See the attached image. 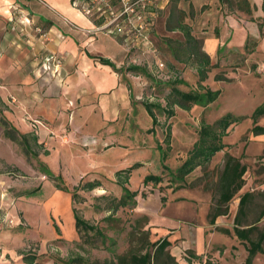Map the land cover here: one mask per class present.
I'll use <instances>...</instances> for the list:
<instances>
[{"label":"crops","instance_id":"0c3cea01","mask_svg":"<svg viewBox=\"0 0 264 264\" xmlns=\"http://www.w3.org/2000/svg\"><path fill=\"white\" fill-rule=\"evenodd\" d=\"M158 1L162 8L152 38L166 47V60L160 54L125 45L100 28L101 19L84 15L72 0H0V264H56L53 259L44 261V242L59 238L55 226L59 224L54 220L58 217L71 213L74 228L75 202L73 194L60 190L56 181L42 178L47 172L58 176L62 166L71 167L72 140L87 135L90 124L104 132L102 146L116 142L132 145L139 130L123 134L121 123L138 122V91L143 87L154 90L164 86L166 97L143 101L167 107L169 81L181 79L180 89L202 91L221 90L213 83L231 80L225 75L231 70L241 74L240 82L246 74L255 80L256 75L264 77V0ZM51 53L63 58L61 73L41 77L44 58ZM161 60L166 63L163 71L180 73V77H160ZM134 67L147 72L143 75ZM198 107L194 104L190 110ZM145 111L151 120L146 132L154 138L157 130L149 131L153 118L146 107ZM35 120L44 125H35ZM69 138L71 141H66ZM256 143L260 147L252 154L249 148ZM245 146V159H256L264 152V134L251 131ZM64 151L68 153L61 158ZM220 152L230 153L228 149ZM135 163L143 165L140 159ZM101 164L106 163L90 162L88 168L97 169ZM94 179L88 185L99 183L100 178ZM245 193L244 185L229 202L228 212L218 215L214 223L209 214L219 195L215 202L212 195H201L196 210L205 217L202 223L191 221L190 237L156 219L151 225L172 244L182 240L176 247L191 251L188 264H245L247 241L235 232L236 226L246 229L252 222L246 223V204L240 209ZM175 200L189 202L184 194ZM263 221L264 216L253 239L263 232ZM176 234L179 238L170 237ZM224 237L232 240L225 243Z\"/></svg>","mask_w":264,"mask_h":264},{"label":"rangeland","instance_id":"374dc122","mask_svg":"<svg viewBox=\"0 0 264 264\" xmlns=\"http://www.w3.org/2000/svg\"><path fill=\"white\" fill-rule=\"evenodd\" d=\"M157 42L155 44L158 46L160 55L166 60V47L161 45V41ZM225 75L231 80L214 81L213 83L216 89L222 90V94L211 103V107L200 105L201 107L197 110L188 111L177 107L174 109L175 114L171 116L165 115L163 110L156 109L160 124L156 127L157 135L154 138L152 134L146 132V128L151 126V120L147 116L143 100H151L152 97L161 99L166 97L164 86L154 90L144 87L140 89L138 91V95L141 96L138 122L126 120L121 123L123 134L129 133L131 129L134 132L138 128L139 136L134 139L133 146L117 142L102 146L101 133L104 132H100L98 126L94 124L88 127L87 135L72 140V152L69 151L72 165L69 169L62 166L57 172L61 178L54 181L58 186L67 188L65 191L71 194L77 188L80 195L78 200L74 201L75 206L85 219L101 228L108 239L104 241L94 232L79 233L75 222L72 229L71 213H67L63 218L54 219L59 224L60 232L56 230L60 234L58 239L48 241L46 244L44 242V247L47 248V252L44 249L43 253L44 261L53 259L56 264H64L62 260L82 256L86 260L103 264L106 259L112 258L115 254L126 253L130 249L144 252L149 248L154 251L149 241L155 242L163 237V234L156 232L155 226L151 225L153 219L175 226L181 229L179 231L182 236L190 237L188 230L192 220L202 223L205 217L202 212L196 210L197 204L202 202L200 196L212 195V202H215L214 199L219 195L218 180L224 167L225 157L223 156L225 154L218 151L207 166H198L187 175L185 186L187 189L183 187L173 189L176 181L172 174L164 169L163 162L159 160L157 144L162 143L163 151L167 153L165 163L175 171L184 162L198 138L202 120L213 123L228 112H233L235 115L246 114V117L239 123L230 126L223 141L228 144L226 146L228 151L232 155L240 156L247 165L245 188L246 191H253L255 196L246 205V223L258 217L264 205V161L262 159L264 152L256 159L246 160L245 145L254 125L252 114L259 105L264 103V77L256 75L255 80L252 79L253 75L246 74L245 79L240 82L241 74L234 70ZM206 83L209 84L211 81H206ZM167 124L171 127V149L167 146ZM261 124H264V119ZM126 140L129 142V139ZM66 141L71 140L69 138ZM259 147L260 145L256 143L249 148V151L253 154ZM227 149L224 148L225 151ZM66 153L68 152L64 151L60 157L65 158ZM132 158L134 162H131ZM137 159L142 160L143 165L135 167ZM101 160L106 164H101L102 166L97 169L88 168L90 162L93 164ZM149 173L162 174L163 181L157 185L152 182L144 183V178ZM97 178H100L98 185L91 188L88 182L93 179L97 180ZM42 179H49V176H43ZM123 184L133 191H139L138 201L136 205L120 207L111 212L113 200L121 198L124 193ZM182 194L189 199V202L175 200ZM165 195L169 197V200L168 198L166 201L162 200ZM72 217L74 218L73 214ZM261 226V228L264 227V221ZM257 234L258 231L253 237L256 238ZM179 236L178 234L170 235L176 239ZM231 240L228 237L223 239L225 243H230ZM181 241L176 240L169 249L178 264H188L190 260L181 250L182 247L180 250L176 247L181 244ZM260 253L254 258L253 264H264V253Z\"/></svg>","mask_w":264,"mask_h":264},{"label":"trees","instance_id":"16d2710c","mask_svg":"<svg viewBox=\"0 0 264 264\" xmlns=\"http://www.w3.org/2000/svg\"><path fill=\"white\" fill-rule=\"evenodd\" d=\"M160 13L161 9H158L157 15ZM154 28L155 24L153 25V30ZM104 62L109 63L105 60ZM133 69L142 70L143 73L147 72L142 67H134ZM181 82V79L174 80L173 82H167L171 87L169 92L170 101H168L167 107H162L155 102L143 101L144 106L153 118V127L150 128L149 131H155L156 127L159 125L156 109L163 110L167 112L169 116H171L174 115L175 112L174 109L168 107H174L175 105H178L179 107L186 110H190L194 104L208 107L209 104L216 101L221 94V90H213L211 88H204L202 91H184L178 87V84ZM262 116H264V103L259 105L252 114L254 125L251 128V131L256 135L264 134V126L258 123ZM245 117V115H235L231 112H228L213 123H209L203 119L200 130L198 131V139L195 141L192 149L188 152L184 162L175 171H173L165 163L167 153L163 151V145L158 144V148L162 153L163 167L172 174L174 181H176L173 189L185 187L187 185V175L193 172L198 166H207V164L212 160L213 156L228 145L223 142V138L229 132L230 126L232 124L239 123ZM166 127L168 128V132L166 133V136L168 137L167 146L170 148V124H167ZM224 161V167L218 180L219 197L217 198V202L212 207V210L209 214L211 223L215 222V219L218 215L226 214L228 212L229 202L246 183L245 174L247 172V165L242 161V158L236 157L231 153L226 152ZM134 166H141V163H136ZM47 174L53 180L61 178L60 176H56L51 172H47ZM162 181V174L149 173L144 178V183L146 184L152 182L154 185H157ZM97 185V181L91 182L89 184L91 188H95ZM122 186L124 193L121 198L113 200L110 208L111 212L118 210L120 207L136 205L138 201L137 195L139 191H133L124 184ZM58 188L67 190L65 187L58 186ZM79 195L80 194L78 193L77 188H75V192L73 193L74 201L78 200ZM254 196L255 194L253 191H246V193L241 197L240 209H242L245 204L247 205V203ZM162 200L166 201L167 196H163ZM263 216L264 205L258 217L249 224L250 226L246 227V229H241L238 226L235 228V232L239 238L247 241L246 247L248 250V256L246 258L245 264H253L256 255L259 252H264V230L260 233L258 239L252 238V234L259 230L257 223ZM74 219L75 227L79 233L82 234V232H94L95 234L100 235L104 241L108 239L103 230L85 219L76 206L74 207ZM236 222L239 223L238 218H236ZM55 226L60 232L59 226ZM149 243L152 247H154V251L149 248L144 252H136L130 249L126 253L115 254L112 258L106 259L103 264H178L175 256L170 252L169 247L172 245V242L169 240L168 236L161 237L155 242L149 241ZM187 254L189 255V258L192 259L190 250H188ZM62 262L64 264H99L98 261L86 260L82 256L71 257L67 260H62Z\"/></svg>","mask_w":264,"mask_h":264},{"label":"built area","instance_id":"2783aa9c","mask_svg":"<svg viewBox=\"0 0 264 264\" xmlns=\"http://www.w3.org/2000/svg\"><path fill=\"white\" fill-rule=\"evenodd\" d=\"M74 7L88 17L103 21L100 28L120 38L123 43L144 52H151L159 56L160 52L155 45L153 25L157 17V10L162 8L158 0H72ZM164 61L158 62L157 74L163 78L180 77L175 72L169 75L164 68ZM63 68V58L57 53L48 54L43 61V71L40 76H58ZM35 125H44L41 120H35ZM12 222V221H11ZM186 251V250H184ZM185 256L191 261L187 252Z\"/></svg>","mask_w":264,"mask_h":264}]
</instances>
